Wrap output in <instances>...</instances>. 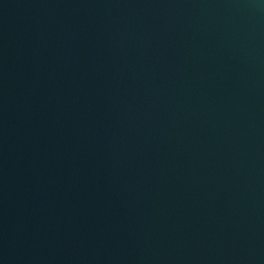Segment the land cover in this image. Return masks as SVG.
Here are the masks:
<instances>
[{"label": "water", "instance_id": "obj_1", "mask_svg": "<svg viewBox=\"0 0 264 264\" xmlns=\"http://www.w3.org/2000/svg\"><path fill=\"white\" fill-rule=\"evenodd\" d=\"M0 264H264V0H0Z\"/></svg>", "mask_w": 264, "mask_h": 264}]
</instances>
